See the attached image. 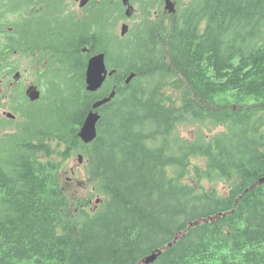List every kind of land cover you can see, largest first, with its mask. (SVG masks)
<instances>
[{"label":"trees","instance_id":"16d2710c","mask_svg":"<svg viewBox=\"0 0 264 264\" xmlns=\"http://www.w3.org/2000/svg\"><path fill=\"white\" fill-rule=\"evenodd\" d=\"M176 1L168 20L142 18L123 36L120 0H92L77 30L67 17L76 26L55 53L63 64L40 75L49 94L0 120L14 128L0 130V264H136L217 213L149 264H264V182L245 191L264 177V0ZM3 44L0 73L15 68ZM99 52L115 72L88 92ZM113 90L84 143L86 114ZM194 124L193 138L181 135ZM78 154L92 190L73 198L62 168Z\"/></svg>","mask_w":264,"mask_h":264},{"label":"flooded vegetation","instance_id":"af4514ba","mask_svg":"<svg viewBox=\"0 0 264 264\" xmlns=\"http://www.w3.org/2000/svg\"><path fill=\"white\" fill-rule=\"evenodd\" d=\"M92 0H87L83 5H79V14L77 11L70 10L66 7V0H0V37H5L8 44L11 46H4L3 51L6 53L21 54V49L27 47V55H31L34 58V63L39 66L40 82H30L26 87L18 85V80L15 83L7 82L8 77L5 75L4 82L1 85V90L9 88L8 98L11 101V107L8 109L3 108L0 120H7L10 123H14V118L7 116V113H13L18 116L19 106L34 102L28 101L24 92L29 85H34L40 90V96L42 95V81L41 74L51 66L58 68L63 64L62 60H57L55 53H59V49L65 46V38L67 30L72 33L74 31L72 24L74 19L79 22L76 26V30L80 29L81 23L87 14L89 4ZM98 2L99 0H94ZM175 6L176 0H171ZM130 5H141L140 12L150 13L154 15V20H168L171 13L165 10L164 0H128ZM159 9V10H158ZM143 13V16L146 15ZM72 15L74 19H67ZM9 16H12V21H9ZM4 45V44H3ZM7 45V44H6ZM6 47V48H5ZM37 71V69H36ZM36 73V72H35ZM23 87V89H22ZM17 91L25 98L23 103L14 100V95ZM1 95V93H0ZM3 96V95H2ZM0 96V102L2 100ZM18 111H17V110ZM14 128H0V130H6L10 132Z\"/></svg>","mask_w":264,"mask_h":264},{"label":"rangeland","instance_id":"374dc122","mask_svg":"<svg viewBox=\"0 0 264 264\" xmlns=\"http://www.w3.org/2000/svg\"><path fill=\"white\" fill-rule=\"evenodd\" d=\"M82 0H66V7L70 8V10L73 11H77V13L79 14V3ZM121 1V0H120ZM124 7V6H123ZM134 7V11L132 12V15L130 18H119L117 20V23L114 27V31L115 33L119 34L120 30H121V26L122 24H126L128 25V27L132 28L134 24H136L138 21H140L142 18L149 19V20H154L155 17L152 14V11L150 13H147V17L143 16V13L140 12V10L138 9L137 5H133ZM159 10V9H158ZM13 17L9 16V21H12ZM7 39L5 37H0V43H4L6 42ZM86 53V52H84ZM10 61L13 62V66L15 67L13 69V67L10 66H6L4 67L3 71L0 73V88L1 85L3 84V80H4V76L7 75L8 80L7 82L10 83H15V79L14 76L16 73L19 74L18 77V85H21L23 87H26L27 84H29L30 82H40V77L38 76L40 73V67L36 66V64L34 63V58L33 56H29V55H21V54H17L14 53L13 56L10 57ZM37 69V71H36ZM1 70V69H0ZM36 72V73H35ZM66 71L63 70V72L57 76V82H63L62 84V88L63 90H67V87L64 83L65 79H66ZM72 74V73H70ZM54 76V77H56ZM42 80V78H41ZM44 85L42 86V92H45L46 94L49 92L47 91V87L49 85L43 83ZM22 87V89H23ZM9 88H5L4 90L0 89V93L2 96V100L0 102V117L3 116L2 114V110L3 108L8 109L9 107H11V101L8 98V94L11 93L10 91H8ZM18 95H20V92L17 91ZM55 98V97H54ZM53 98V99H54ZM24 109V108H23ZM26 109V108H25ZM24 109V110H25ZM16 119L20 120L19 116H16ZM197 125L194 124L193 126H182L180 128V133L182 136H185L187 138H193L195 135V129H196ZM202 129H204V131L207 134H211L214 133L218 130H221V127H215L214 129H210L209 127H203ZM13 131V130H11ZM82 156V162H79L77 159V155H72L70 158H68V160H64V164H63V168H62V178L64 177V187L66 192L68 193V195L70 197H79V196H85L90 190H92V185L88 182V180L86 179L85 176V171H84V166H85V157L83 156V154H80ZM205 163L206 160L205 158H193L191 159V164H198L201 167H205ZM66 171V172H65ZM191 177H188V180H190ZM202 185L204 187H209L210 183L203 180L202 181ZM220 190L223 191L225 189V187H223V183L219 184ZM98 197L95 195V197H93L92 199V206H95L99 203V200L97 199Z\"/></svg>","mask_w":264,"mask_h":264},{"label":"water","instance_id":"95a60500","mask_svg":"<svg viewBox=\"0 0 264 264\" xmlns=\"http://www.w3.org/2000/svg\"><path fill=\"white\" fill-rule=\"evenodd\" d=\"M123 5L126 6L125 15L130 16L133 12V8L131 5H129L128 0H123ZM165 9L168 10V12L175 13L174 9V3H172L170 0H165ZM128 31V26L126 24H122L121 26V35H124ZM115 72L114 69H111L108 71L106 64H105V55L104 53L100 52L97 54L92 55L87 62L86 71H85V84H86V90L89 92L97 91L105 81L107 76L112 75ZM19 74L16 73L14 78L18 79ZM135 76V74L132 72L130 73L127 78L125 79V83H129V81ZM26 95L31 101L37 100L39 98V91L36 90L35 86H29L26 90ZM115 95V90H113L108 96L99 99L95 101L92 104L91 110L86 114L82 125L79 128L78 136L84 143H90L93 141L97 135V122L100 118V114L98 112V108L104 105L105 103L109 102L113 96ZM78 161L82 162V156L78 155ZM264 182V177L256 181L254 184H252L250 187H248L245 191H248L251 188L256 187L257 185ZM237 203V200H235L234 207ZM234 209V208H233ZM233 209L231 211H233ZM225 213H217L213 216H210L205 219H198L195 221H191L188 226L175 233L174 238L165 244L164 246L157 248L153 250L150 254L144 256L142 259H140L136 264H149L154 262L157 257L161 254V252L166 249L167 247L172 246L181 236H183L186 231L194 226L199 224L200 222H206L209 220H213L214 218H218L221 215H224Z\"/></svg>","mask_w":264,"mask_h":264}]
</instances>
